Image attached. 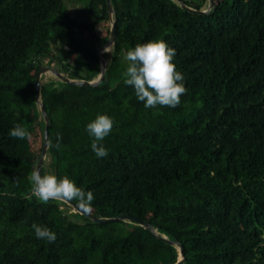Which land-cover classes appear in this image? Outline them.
I'll return each mask as SVG.
<instances>
[{
    "label": "trees",
    "instance_id": "16d2710c",
    "mask_svg": "<svg viewBox=\"0 0 264 264\" xmlns=\"http://www.w3.org/2000/svg\"><path fill=\"white\" fill-rule=\"evenodd\" d=\"M110 1L115 41L102 54L100 84L40 77L49 121L40 172L92 191V216L124 214L156 234L41 202L28 180L44 143L35 76L45 66L70 80L97 79L110 32L106 0H84V15L106 23L98 37L66 0H0V264H176L162 237L182 246L181 264H264V0H213L205 15L180 4L203 11L208 0ZM151 40L176 50L187 89L176 108H145L124 83L126 52ZM105 114L114 127L102 142L109 154L98 158L86 126ZM15 124L31 140L10 137ZM33 223L56 241L38 239Z\"/></svg>",
    "mask_w": 264,
    "mask_h": 264
},
{
    "label": "clouds",
    "instance_id": "9594fccd",
    "mask_svg": "<svg viewBox=\"0 0 264 264\" xmlns=\"http://www.w3.org/2000/svg\"><path fill=\"white\" fill-rule=\"evenodd\" d=\"M108 47L106 52H110ZM176 50L170 48L164 40H151L146 43H138L133 49L126 52L124 59L128 66L123 73L124 83L134 87L135 95L140 102H144L145 108H155L157 105L176 108L181 103L182 95H185V77L177 70L173 62ZM114 120L108 115H97L87 124L86 131L93 137L91 148L98 158L106 157L109 152L102 143L111 133ZM9 135L15 139L31 140V134L21 124H15L9 131ZM62 137L57 134L56 148L59 150ZM32 184V195L39 201L47 203L50 200L70 203L75 200L80 209L91 212L94 194L78 187L68 176L58 178L54 174L41 175L34 169L28 176ZM38 239L54 243L57 234L47 226L33 223L31 225Z\"/></svg>",
    "mask_w": 264,
    "mask_h": 264
},
{
    "label": "water",
    "instance_id": "95a60500",
    "mask_svg": "<svg viewBox=\"0 0 264 264\" xmlns=\"http://www.w3.org/2000/svg\"><path fill=\"white\" fill-rule=\"evenodd\" d=\"M181 8H183L184 10L193 13V14H198V15H205L208 13V11L212 8L213 6V0H208V6L206 10L203 11H199V10H193L191 8L186 7L183 4H180ZM106 8H107V14H108V18L111 22V27H110V32H109V39L108 41L97 51V56L100 60V73L99 76L97 77V79L93 82H86V81H74V80H70L67 77L61 75L59 72H57L54 69L48 68V67H41L39 69V71L37 72L35 79V102L36 104L39 106L44 123H45V128H44V143H43V147H42V153L41 156L39 158V161L37 163V166L35 169L39 170L41 169L42 163L45 159L46 156V150H47V146H48V126H49V121H48V117L44 111V108L42 106V103L39 100L40 97V77L43 74H52L53 76H55L57 79H59L62 83L65 84H69V85H73V86H89V87H95L98 84H100V82L102 81L104 74H105V70H106V63L105 60L102 57V54L105 53V49L112 46L114 44L115 41V26H116V19H115V14L112 10V5H111V1L110 0H106ZM70 205V207L72 208V210L74 212H77L85 217H87L88 219H90L92 222L97 223V224H106V223H110V222H116V221H131L135 224H138L146 229H148L149 231H151L154 235L156 234V231L150 227L147 223L142 222L140 220L131 218L129 216H126L124 214H121L117 217H113V218H108V219H100L97 217L92 216L90 213L84 212L81 209H79L76 205H74L73 203H68ZM162 240H164V242H166L167 244H169L170 246H173L176 248L177 252H178V260L176 262V264H181V262L184 259V255L182 252V246L180 244L177 243H173L171 241H168L165 237H162Z\"/></svg>",
    "mask_w": 264,
    "mask_h": 264
},
{
    "label": "rangeland",
    "instance_id": "374dc122",
    "mask_svg": "<svg viewBox=\"0 0 264 264\" xmlns=\"http://www.w3.org/2000/svg\"><path fill=\"white\" fill-rule=\"evenodd\" d=\"M68 10L71 14V17L74 18L75 20L82 22V21H87L88 25L90 26L91 29H93L96 33V36H103L105 35L106 31V23L100 22L97 24H93L90 18H87L84 13H83V8H84V0H66ZM111 27V22L109 21V28ZM89 38V37H88ZM87 39V38H86ZM55 51L59 52L61 48L56 47L54 48ZM49 75V73H47ZM72 212H74L72 210Z\"/></svg>",
    "mask_w": 264,
    "mask_h": 264
}]
</instances>
